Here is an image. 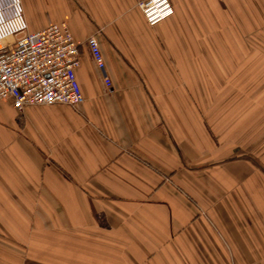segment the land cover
I'll return each instance as SVG.
<instances>
[{"label":"crops","instance_id":"1","mask_svg":"<svg viewBox=\"0 0 264 264\" xmlns=\"http://www.w3.org/2000/svg\"><path fill=\"white\" fill-rule=\"evenodd\" d=\"M139 1L22 0L82 42L85 101H0V264H264V0Z\"/></svg>","mask_w":264,"mask_h":264},{"label":"built area","instance_id":"2","mask_svg":"<svg viewBox=\"0 0 264 264\" xmlns=\"http://www.w3.org/2000/svg\"><path fill=\"white\" fill-rule=\"evenodd\" d=\"M138 6L150 25L174 13L170 0H140ZM87 44L112 90L97 37L90 36ZM81 45L67 21L31 31L22 0H0V101L12 99L20 114L30 105L77 109L85 101L77 77Z\"/></svg>","mask_w":264,"mask_h":264},{"label":"rangeland","instance_id":"3","mask_svg":"<svg viewBox=\"0 0 264 264\" xmlns=\"http://www.w3.org/2000/svg\"><path fill=\"white\" fill-rule=\"evenodd\" d=\"M264 30V26H262L261 28H250V29H247V32L244 33V37L246 39V42L249 40V38L251 37H261V36H264V33L262 34V31ZM263 42H264V39L262 38L261 39ZM261 42L260 44H262L261 46L264 47V43ZM43 115L45 116L46 114L43 113Z\"/></svg>","mask_w":264,"mask_h":264},{"label":"bare ground","instance_id":"4","mask_svg":"<svg viewBox=\"0 0 264 264\" xmlns=\"http://www.w3.org/2000/svg\"><path fill=\"white\" fill-rule=\"evenodd\" d=\"M9 41H11V39Z\"/></svg>","mask_w":264,"mask_h":264}]
</instances>
